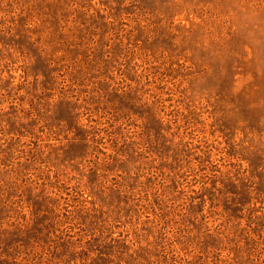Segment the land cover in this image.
Here are the masks:
<instances>
[{
  "label": "rangeland",
  "instance_id": "obj_1",
  "mask_svg": "<svg viewBox=\"0 0 264 264\" xmlns=\"http://www.w3.org/2000/svg\"><path fill=\"white\" fill-rule=\"evenodd\" d=\"M0 264H264V0H0Z\"/></svg>",
  "mask_w": 264,
  "mask_h": 264
}]
</instances>
